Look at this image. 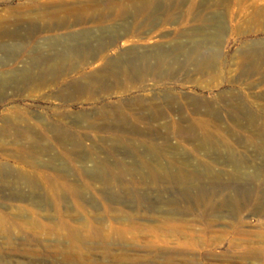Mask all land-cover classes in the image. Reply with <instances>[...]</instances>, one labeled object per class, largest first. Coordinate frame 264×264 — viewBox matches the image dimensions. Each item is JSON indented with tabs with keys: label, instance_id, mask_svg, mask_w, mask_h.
Returning <instances> with one entry per match:
<instances>
[{
	"label": "rangeland",
	"instance_id": "rangeland-1",
	"mask_svg": "<svg viewBox=\"0 0 264 264\" xmlns=\"http://www.w3.org/2000/svg\"><path fill=\"white\" fill-rule=\"evenodd\" d=\"M147 1L145 12L137 15L89 11L81 22L69 16L68 27L43 25L45 15L73 5L112 3L130 10ZM16 6L24 18L20 34L29 28L25 14L37 28L18 41L14 60L0 63V264H74L64 262L69 257L79 264H264V213L253 206L264 193V176L254 178L250 198L233 201L237 212L232 215L220 195L197 202L159 175L164 170L197 174L207 167L231 174L234 168L224 161L228 147L248 162L245 173L264 170L257 145L248 144L264 143V63L257 59V71L246 73L251 60L241 52L264 43V0H0V15ZM124 23L132 31L114 39L108 57L153 45L170 51L178 30L213 33L220 24L221 55L202 72L188 64L171 75L150 73L143 80L124 81L130 77L108 70L98 78L113 86L90 93H74L67 82L77 72L93 70V64L32 90L9 78L40 51L48 54L47 41H59L61 49L70 33L108 34ZM210 50L202 48L205 54ZM166 93L172 102L164 101ZM193 99L209 102L219 118L195 109ZM239 99L244 113L232 106ZM157 110L162 116L151 119ZM251 113L255 117L247 124ZM120 117L126 119L116 125ZM201 120L210 135L202 147L198 134L186 131L188 124L201 131ZM53 127L70 138L60 139ZM96 167L105 180L95 175ZM240 184L233 182L224 193L237 195ZM195 192L191 187L189 193ZM208 206L215 212L203 213Z\"/></svg>",
	"mask_w": 264,
	"mask_h": 264
},
{
	"label": "bare ground",
	"instance_id": "bare-ground-1",
	"mask_svg": "<svg viewBox=\"0 0 264 264\" xmlns=\"http://www.w3.org/2000/svg\"><path fill=\"white\" fill-rule=\"evenodd\" d=\"M147 7L148 1L138 2V4L136 3L130 10L126 6H116L112 3H109L104 8H100L98 6L73 5L65 8L63 12L55 10L52 13H48L44 16V18L48 21H46L43 25L46 29L54 30L68 27L69 25L67 23V19L69 16L74 17L76 22L83 21L85 14L89 13V11L101 16L112 12L120 14L131 13L132 15H137L144 13ZM9 12L10 14L0 15V47L1 49L6 50L3 55L4 58L0 57L1 64L7 62L8 60H14L17 55L18 41L22 40L23 36H29L30 33L32 34L37 28L33 17L28 16L29 13L28 15L25 14V19H28L30 23L26 34L21 35L18 26L24 18L22 17L18 6L12 7L9 9ZM131 31L132 26L128 23H124L121 26H114L108 31V34L100 33L94 35L88 31L70 33L63 37L62 42L60 41L62 46L61 49L57 48L59 41H47L49 49L48 54H43L40 51L30 58L31 62L29 63V66H26L17 72L13 71L9 74V78L16 77V79L26 82L23 87L28 88V90H32L41 88L47 83L55 84L56 80L67 71H78V68L84 65L87 66L93 64L95 66L93 70L88 72H77V75L71 76L67 82V85L72 86L74 93H90L93 89L104 90L110 89V87L113 86L111 82L104 83V81H101L103 77L98 78L102 75L106 76V74L103 73L108 70L109 73H112V76L115 75L113 72L116 70L115 72L125 73L128 75L127 77H130L127 78L129 80L126 79L124 81L133 80L132 78H141L143 80L150 73H154L158 77H162L161 72L164 71L166 75H171L175 71L179 72L181 69H184L188 64H193L196 71L202 72L207 68L209 69L214 64L215 60L221 55L218 45L222 39L221 37H223V25L220 24L216 27V30L213 33L196 29L178 30L176 36L172 39V49L170 51L168 49H164L160 45H153L147 50L138 51L130 49L119 53L115 57H108L105 52L112 45L114 39L120 34H126ZM5 40H8V43H3ZM207 45L211 47V50L209 53L207 52L205 54L202 51V48ZM241 52L245 53L252 61V63L250 61L247 69L245 70L246 73L257 71V59L264 63V43H252L245 50L242 49ZM179 53L183 56V59H179ZM1 73L2 72H0V75H2ZM95 77L98 79L97 84L91 83L92 79ZM114 82L118 84L123 83L118 78H115ZM163 98L164 101L168 103L174 100V97L169 93L164 94ZM135 100L137 103H141V97H138ZM191 103H195L197 105L195 109L202 108L204 113L213 115L216 119L219 118L217 109L213 108L209 102L201 101L197 104V100L193 99ZM232 106L235 110L242 111L244 113L243 109L245 106L242 100L239 99V101ZM160 116H162V112L157 110V114L151 115L150 118L155 120ZM236 117L237 118L235 120H239L240 117L238 115ZM253 117H255V115L252 113L246 115L245 122L247 124H251ZM125 119L126 118L123 119L120 117L114 122L116 125H121L124 123ZM206 123L207 121L205 120L200 121L201 125L199 126L201 127V131L197 130L192 124H188L189 127L188 130H186L187 133L198 134L196 135L201 140V147L209 144V142L206 141V139L210 137L209 132L205 128L202 129V127L206 126ZM53 131L60 139L69 136L62 129H56V127H53ZM136 132L139 133L140 130H136ZM248 144L257 145L255 146L257 148L256 155L264 157V143L255 144L249 142ZM240 158V155L233 148H226V160L224 161L234 168V172L226 174V176H223L224 174H219L220 172L216 173L210 167L205 168L203 172L197 174L184 172L182 170H164L161 171L159 175L164 181H171L176 185H181L180 189L184 197H192L193 200L197 202H203L208 201L210 195L213 196L214 194H218L221 196V205L232 206L234 204L233 201H241V197L244 195L250 198L253 190L255 189L252 187L254 178L258 179L260 176H264V170L259 169V167H255L251 174L245 173L244 169L249 164L247 161L241 160ZM45 163H50V160ZM101 169L102 168L96 167V169L93 168V171L99 180L102 181L104 179V171ZM259 180H261L259 181L260 185L263 180ZM236 181H240L241 183L239 187H237L238 194L232 196L229 193H224L233 187L231 184ZM191 187L196 188L197 192L193 194L189 193ZM262 199H264V193H261V196L258 195L253 199V206L255 207L254 210L258 213H264V203L262 202ZM243 202L244 201H242V203ZM212 212H215V208L213 206H208L203 211V213ZM236 212L237 210H235V207L232 206L230 208V213L233 215ZM169 213L173 214L174 211L171 210ZM169 228L177 229L176 226H169ZM262 250V253L264 254V248H262ZM256 253H258V251H253L251 254L256 255ZM68 261L74 264L80 263V261L74 257H69L68 259H65L64 262Z\"/></svg>",
	"mask_w": 264,
	"mask_h": 264
}]
</instances>
